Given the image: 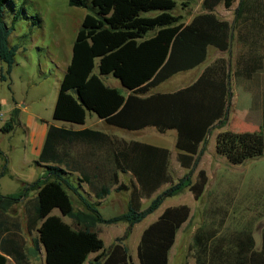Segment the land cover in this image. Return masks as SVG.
I'll list each match as a JSON object with an SVG mask.
<instances>
[{"label":"trees","instance_id":"1","mask_svg":"<svg viewBox=\"0 0 264 264\" xmlns=\"http://www.w3.org/2000/svg\"><path fill=\"white\" fill-rule=\"evenodd\" d=\"M221 1L230 7L235 0H204L209 12L198 14L184 25L181 16L174 13L176 0H69L70 5L86 7L89 12L78 29L53 118L84 123L87 113L93 112L106 123L126 130L139 131L150 126L161 132L175 129L177 158L188 171L174 182L169 148L136 139L116 143L98 129L50 124L35 161L46 172L19 195L0 192V264H7L9 257L16 264H32L30 258L38 257L42 248L46 264H169L178 230L191 216L189 205L167 207L143 230L138 263L121 240L128 238L134 225L155 212L165 198L189 187L200 199L206 189L207 171L199 169L195 180L193 175L206 150L209 131L228 121L231 91L226 60L218 59L186 87L167 92L154 89L203 62L209 44L223 50L229 47L231 26L214 12ZM8 2L0 0V58L8 64L10 73L20 45L10 43L15 27L5 19ZM242 9L241 0L240 14ZM152 12L155 14L144 15ZM21 13H14L13 23ZM108 74L120 79L125 92L105 83L102 75ZM1 77L5 80L6 74ZM18 115L19 108L15 107L1 129H14L19 124ZM216 151L233 164L261 157L264 133L222 130L216 136ZM3 155L0 149V156ZM110 155L116 162L113 177L104 166ZM118 169L134 177L128 208L106 217L99 208L102 199L113 186L117 191L130 188L119 183ZM6 173L7 165L0 178ZM85 183L95 199L84 193ZM167 183L170 185L142 208V198L152 197ZM31 193L34 195L25 203L26 230L31 239L28 246L21 221L9 213L22 197ZM72 193L78 196L81 207L75 206ZM55 209L60 213H54ZM65 216L72 221H66ZM120 221L128 223L123 236L106 248L98 225ZM193 249L196 264H264V228L262 247L258 249L252 229L219 234L200 227L194 235ZM91 253L97 254L89 258Z\"/></svg>","mask_w":264,"mask_h":264},{"label":"rangeland","instance_id":"2","mask_svg":"<svg viewBox=\"0 0 264 264\" xmlns=\"http://www.w3.org/2000/svg\"><path fill=\"white\" fill-rule=\"evenodd\" d=\"M176 1L177 7L174 13L177 15L198 11L195 9L198 0ZM188 4L191 7L187 10ZM17 10H20L22 15L13 23V16ZM88 12L86 7L70 5L69 0H9L6 5L5 19L9 25L14 24L15 27L10 43L19 44L20 49L10 73L7 72L8 64L0 58V149L5 154L0 156V172L7 165V173L0 178V192L4 194L19 195L26 185L46 172L45 167L35 162L38 159V148L34 145V136L45 129L46 121H52L58 125L60 123L70 125L69 122L55 120L53 112L60 80L70 62L78 29ZM153 14L155 12L144 13V15ZM225 54L228 56V51ZM217 56L215 53L213 59ZM210 60L209 54L207 61ZM205 63L188 73H177L157 86L154 91H167L168 88H170L169 91H173L181 88L183 81H189L204 67ZM95 72H98L97 67ZM2 73L6 74L5 80L1 77ZM105 80L106 83L110 80L120 90H124L120 81L113 76ZM238 92L235 91V95L238 96ZM239 95L241 98L234 101L235 106L229 112V129L252 130L253 126L244 124L246 98L243 97L242 92H239ZM13 97L20 104L21 113L18 116L20 124L11 131H3L2 125L12 116L10 110L14 105ZM94 120H97V125L92 126ZM84 125L116 135L121 139L156 143L176 152V130H168L165 133H160L154 127H146L139 131L126 130L107 124L94 113L87 115ZM214 146L215 139L210 136L207 141L208 150H205L202 155L204 164L209 167L220 158ZM224 160L218 169L217 176L213 168L209 169L211 178L208 179L200 199H196L190 188L186 187L180 193L165 198L158 210L134 225L129 237L121 240V243L128 246L129 254L134 262H139L138 245L143 230L166 206L187 204L191 207L190 218L178 230L171 254V264H196L193 243L194 235L200 227L217 230L219 234H234L242 229H252L254 236L259 242L261 241L264 228V215H262L264 158L261 156L249 159L241 164H233L226 157ZM199 167L200 165L194 172L193 180L196 179ZM170 172L176 182L187 172V169L179 168L176 163H172ZM220 174L223 176L221 177ZM121 181L128 184L130 188L117 191L116 186L112 187L111 194L102 200L99 206L106 217L122 213L128 208L133 184L132 174L121 172ZM169 185L170 183L164 184L150 198L143 197L142 208L147 207L151 199ZM83 191L91 199H95L88 184H83ZM33 195L34 193H31L28 197H22L9 213L10 216L21 221L28 246L31 245V239L26 230L25 203ZM72 195L75 206L81 207L82 203L78 196L73 193ZM53 212L59 213V210L55 209ZM127 226L128 223L124 221L98 225L106 248L115 243L118 237L123 236ZM35 264H42V262L35 261Z\"/></svg>","mask_w":264,"mask_h":264},{"label":"crops","instance_id":"3","mask_svg":"<svg viewBox=\"0 0 264 264\" xmlns=\"http://www.w3.org/2000/svg\"><path fill=\"white\" fill-rule=\"evenodd\" d=\"M242 2H243V9H242L241 14L239 13V10H238V8L241 4V0H235L230 7H227L225 5L224 1H221L219 4H217L215 6V9H214V12L217 14V16L221 20L228 21L230 26H231V35H230L229 47L227 49L223 50V49H220L219 47H217L213 44H209L207 46V56L203 62L199 63L198 65H196L193 68L181 71V72L188 73V72L198 68L201 64L206 62L204 67L201 68L200 71L197 74H195L189 81H183L184 83H182V87H181V88H183V87H186V86L192 84L194 81H196L200 77V75L205 71V69L208 66L214 64L218 59L224 58L226 60L227 72L229 73V89L231 91V98H230L229 107H228V121H227V123L222 127L212 128L211 131H209V133H208V138L210 136H213L215 139V146H214L215 151H216V136H217L218 132H220L222 130H231V129H229V126H228L229 112L235 106L234 101H237V100H239V98H241V95H239V92H242L243 97L246 98L247 107H246V113L244 116V118H245L244 124L253 126L252 130H245V131H262L264 133V0H242ZM190 7H191L190 4L186 5L187 10ZM195 9H197L198 11L194 12V13H187V14L181 15V22H183L184 25L191 23L193 21V19L198 14L209 12V9L205 6L204 0H198L196 3ZM226 51H228V53H229L228 56H227V54H225ZM215 53L218 56L213 59V55ZM209 54H210L211 60L207 61ZM72 55H73V47H72ZM71 59H72V56H71ZM71 59H70V62H71ZM70 62L68 63V65L70 64ZM68 65H67V67H68ZM66 70H67V68H66ZM66 70H65V72H66ZM110 76H113L114 78H116L117 80L120 81V79H118L117 77H115L112 74L102 75V78L104 81H106L105 79H108ZM170 78H168V79H170ZM168 79H166V80H168ZM61 80H60V83H61ZM107 81L109 82V83L105 82L107 85L112 86V87H117V85L116 84L114 85V83L110 82V80H107ZM165 81H163V82H165ZM120 83H121V81H120ZM59 89H60V86H59ZM177 89H174V90H177ZM169 90H170V88L167 89V91H169ZM123 91L125 92V88ZM167 91H160V92H167ZM235 91H239L237 93L238 96L235 95ZM58 94H59V90H58ZM57 97H58V95H57ZM56 101H57V99H56ZM13 103H14V105L12 106L10 112L12 113V110L15 107H18L19 108V115H20V113H21V109L19 107L20 104H19V101H17L15 99V97H13ZM89 113L91 114L93 112H88L87 115ZM98 118L105 121L104 119H102L100 117H98ZM41 121H43V119ZM59 121H62V120H59ZM96 121L97 120H94L92 122V126L97 125ZM69 123H70L69 126H67L65 124H61V123L59 124V126H66V127H70L73 129L92 128V127L85 126L84 125L85 122L84 123H71V122H69ZM19 124H20V119H19ZM19 124H17V125H19ZM50 124H55V123H53L52 121H46L45 129L43 131L39 132L36 136H34V138H35L34 145L36 148H38V150H37L38 157H39L41 149L43 147V144H44V141L46 138V134H47V131H48ZM56 125H58V124H56ZM76 125H80V126L78 127ZM109 125L119 127V126L113 125V124H109ZM150 127H153V126H150ZM119 128H121V127H119ZM154 128H156V127H154ZM168 130H175V129H168ZM168 130H166L165 132H167ZM157 131H159V130L157 129ZM103 132L108 134L111 137V139L113 141H115L116 143L121 142L120 137H118L116 135H112V134L107 133L105 131H103ZM159 132L165 133V132H161V131H159ZM176 133H177V131H176ZM176 141H177V135H176ZM176 141H175L176 152H173L170 149V152H171L170 168H171L172 163H176L179 168L187 169V171H188V168L181 165L180 161L177 158L178 149L176 147ZM152 144L157 145L156 143H152ZM158 146H162V145H158ZM162 147H166V146H162ZM166 148H169V147H166ZM205 148H207L206 150H208L207 143H205ZM110 152L112 153V149L110 150ZM219 157L220 158L217 161H215L214 165L211 167H209V165L204 164V158H201V160L199 162V165H200L199 169H201V168L205 169L207 171V175H208L209 179L211 178V172L209 171V169L213 168L215 176H217V172H218V169L221 167V163H223V161H225L224 159L226 156L219 154ZM262 158H264V154L262 155ZM95 166H96V164H95ZM104 166L109 168V170L111 171L110 176L113 177L112 174H114V170L116 169V162L114 161V158L112 155H110V157L108 159H105ZM220 176L222 177L223 175L220 174ZM118 179H119V183H121V170L120 169H118ZM107 197H105V198H107ZM104 199H102V200H104ZM167 207H169V206H166L160 213H158V215L154 219V221L158 219V217L162 214V212ZM59 213H57V214H59ZM262 215H264V209H263ZM64 219L68 222H71V220H70L71 218L69 219V217H67V216H65ZM154 221H152V222H154ZM255 239H256V247L258 249L261 248L262 247V236H261L260 242L257 240L256 236H255ZM172 250H173V248L170 251L169 264H171ZM93 254L94 253H91L89 258H93L94 257V256H92ZM45 256H46L45 249L42 248L39 256L38 257L32 256L30 258V261L32 264H35V261L41 260L42 264H46ZM10 263L16 264L15 261L11 257H9L7 264H10ZM85 263L88 264V261H86Z\"/></svg>","mask_w":264,"mask_h":264}]
</instances>
